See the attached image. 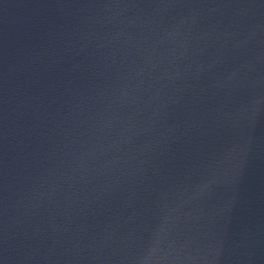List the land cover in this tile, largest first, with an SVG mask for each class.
I'll list each match as a JSON object with an SVG mask.
<instances>
[{
    "label": "water",
    "instance_id": "obj_1",
    "mask_svg": "<svg viewBox=\"0 0 264 264\" xmlns=\"http://www.w3.org/2000/svg\"><path fill=\"white\" fill-rule=\"evenodd\" d=\"M0 264H264V0H0Z\"/></svg>",
    "mask_w": 264,
    "mask_h": 264
}]
</instances>
